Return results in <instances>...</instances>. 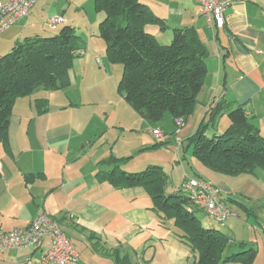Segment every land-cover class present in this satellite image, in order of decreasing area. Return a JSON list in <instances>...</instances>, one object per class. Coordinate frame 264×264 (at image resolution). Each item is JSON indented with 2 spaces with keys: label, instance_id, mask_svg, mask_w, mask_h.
<instances>
[{
  "label": "crops",
  "instance_id": "crops-1",
  "mask_svg": "<svg viewBox=\"0 0 264 264\" xmlns=\"http://www.w3.org/2000/svg\"><path fill=\"white\" fill-rule=\"evenodd\" d=\"M229 1L225 26L216 29L209 27L199 4L193 0H162L156 8L147 4L166 22L171 19L178 28L196 31L207 49V77L194 113L180 130L168 116L151 124L116 92L122 74L117 79L118 68L113 74L107 73L114 71L113 64L112 70L97 68L101 65L97 52L102 51V45L92 43L94 38L78 52L79 57H84L71 70L70 86L73 76L75 82L81 76L82 83H92L90 91L81 90L79 97H72L67 91L69 86L57 91L37 90L19 98L11 116L7 143L0 142V227L7 231L23 228L45 213L66 234L78 236L70 239L80 253L79 264H115L112 255L116 250L121 256H133L134 264H142V258L158 245L170 247L172 252L165 248L164 254L168 264H172L177 254L182 255L179 243H184L171 229L173 221L163 229L164 224L152 209L153 201L142 187L118 188L101 179L99 170L114 167L102 162L112 157L127 159L120 167L132 173L153 165L164 170L172 168L179 174L180 182L175 183L174 189L182 186L187 177L206 178L219 187L228 206L233 203L246 208L248 202L264 199L261 169L252 174L221 176L224 174L209 169L192 155L194 174L190 176L179 157L180 150L190 148L188 138L202 121L209 119L212 108L221 100L228 102L227 109L244 105L250 121L264 134V0ZM33 8L28 17L1 34L0 56L26 37L44 36L45 30L31 21ZM72 24L66 18L61 28ZM103 49L106 50L105 46ZM97 76L101 79L96 80ZM106 83L112 88L111 97L104 90ZM88 95L92 97L87 98ZM93 96L107 98L112 109L105 107L95 124L88 123L93 119L92 112L98 114L92 109ZM41 99L48 100L45 112L37 105ZM227 112L216 118L209 127V135L211 131L218 135L226 130L230 123ZM156 128L163 131V139L154 137L152 131ZM233 216L240 217L235 212ZM261 218L260 228L264 231V215ZM76 240L82 241L80 249ZM259 242L264 257V242L261 238ZM171 245L177 248L173 250ZM39 256V248L0 250V264H27Z\"/></svg>",
  "mask_w": 264,
  "mask_h": 264
},
{
  "label": "trees",
  "instance_id": "trees-1",
  "mask_svg": "<svg viewBox=\"0 0 264 264\" xmlns=\"http://www.w3.org/2000/svg\"><path fill=\"white\" fill-rule=\"evenodd\" d=\"M94 3L106 15L100 23L99 36L106 42L108 57L123 67L118 90L125 100L154 124L167 116L174 122L177 118L186 121L194 113L208 72L207 49L198 33L175 28L171 43L163 44L153 28L164 31L168 24L141 0ZM85 46L86 41L73 27L64 26L56 35L26 37L0 57V142L7 143L17 99L40 89L68 88L74 60ZM37 105L45 112L48 100H38ZM227 108L226 100L218 102L209 119L202 121L188 138L193 156L225 175L264 171V134L250 121L244 105ZM224 111H228V127L223 134L210 136L209 127ZM125 160L112 157L102 162L114 167L99 170L98 175L118 188L142 187L151 197L152 209L161 223L173 221L175 234L193 253L191 264H253L257 250L206 226L197 216V212L204 211L181 186L169 190V176L163 167L153 165L132 173L120 167ZM112 257L116 264H134L130 256H121L118 250Z\"/></svg>",
  "mask_w": 264,
  "mask_h": 264
},
{
  "label": "rangeland",
  "instance_id": "rangeland-1",
  "mask_svg": "<svg viewBox=\"0 0 264 264\" xmlns=\"http://www.w3.org/2000/svg\"><path fill=\"white\" fill-rule=\"evenodd\" d=\"M141 1L145 4L149 3L152 5V7L156 8L157 4L160 3L162 0H141ZM53 16H60L64 20L61 24H59L60 28L57 29L56 31L51 30V27H49L46 23L47 20ZM105 16L106 15L104 12L98 11L96 9L94 0H38L33 8L31 21L36 24L38 29L45 30L43 34L44 36H49L53 33L58 34L60 32L61 27L63 26V23L65 22V19L67 18L69 19L71 23H73L70 26L75 29V32L78 35H80L86 40L88 46L90 43V39L94 38L92 43L99 44V46L102 45L101 48L103 51L104 46L106 49V42L103 38L99 36V28H100V23L105 18ZM167 23H168V27L164 31L153 28V32L156 34L158 40L163 44L171 43L174 37L173 36L174 29L178 28L176 27L175 23L172 22L171 19H169ZM102 51L97 52L98 58L101 61L100 67L99 65H97V68L98 69L102 68L103 70L111 69L110 64H113L114 71L112 72L107 71V73L113 74L115 73V69L118 68L119 77L117 79H119L122 74V68H123L122 65L118 62L111 61L108 57L106 50H104V52ZM82 57H84V55L81 57L77 56L74 60V65H75V62L78 61ZM80 77L81 76H79V81L75 82V76H73L74 83L72 84V86H70L69 89L67 88L68 89L67 91L71 93L72 97H79L78 95L81 90H89V91L91 90L92 83L90 84L82 83L80 81ZM99 79H101V77L97 76L96 80H99ZM114 81L117 82L115 78H114ZM117 85H119L118 82H117ZM105 86L106 88H104V90H106V95L108 97H111V92H112L111 86L108 83H106ZM40 90H43V89H40ZM104 90L103 92H105ZM115 90L117 93H120L118 90V86L115 88ZM91 97L92 96L90 95L87 96V98H91ZM97 97L98 96H93V100H91V103L93 104L92 109L97 110L98 114L96 116L92 112L93 119H89L88 123L89 121H93L95 124L97 121H99V114L105 107L112 110L109 105V100L107 98L99 99ZM112 97L117 98V95H113ZM151 124H154V123H151ZM209 133H210V136H213L212 131ZM223 133L224 132H220V134H223ZM179 155H180L179 157L181 159L182 164L186 167L187 175H190V176L193 175L194 170L192 168L193 167L192 147H190L186 151L180 150ZM165 171L170 177L169 184H168L169 190H173L174 185H176L175 183L179 181V174L174 172V170L170 167L167 168V170ZM260 173L264 176V171L260 170ZM221 176H227V175L224 174ZM179 183L180 182H178L177 184ZM221 199L224 202L227 200L226 197H222ZM229 206L232 209L233 214L234 212L238 213L240 217L232 215V217H230V219L227 220L225 225L217 223L214 219H212L211 217H209L207 214H205L202 211L197 212V216L209 228H217L226 234L232 235L237 241H245L248 244L247 245L248 248L253 247L254 249L257 250V255L255 257L253 264H264V257L262 255L263 251L261 249V243L259 242L260 238L264 242V231L261 230L260 228L261 227L260 221H262L261 219H263L261 217L262 215H264V199H262L260 202H254V203L248 202L246 204V208L240 207L233 203H230ZM233 220H236V221H234V224H233L234 226H231L230 224H231V221ZM170 222L171 221L167 223H170ZM163 229H167L165 225ZM171 229L175 231L173 222H172ZM161 232H162L161 234L164 233L162 229H161ZM67 235L69 236V238L71 237V239H73L74 237L78 239V236L76 235L73 236L70 232H67ZM75 243L76 245L78 243V247L80 249L82 241L78 242L76 240ZM163 244H165V242ZM179 244L183 248L182 255L180 256L179 254H177L174 257V260L171 261L172 264H191L193 260V253L191 252L190 248L186 244L182 242H180ZM171 246L173 250L177 248L175 245H171ZM165 248H169L170 250V247H168V245H158V246H154L153 248H151L148 256L142 258V264H168L169 261H167V257L164 254ZM171 252L172 250H170V253ZM131 258H132V262L134 261L135 263L136 259H134L133 256H131ZM98 264H102V263H98Z\"/></svg>",
  "mask_w": 264,
  "mask_h": 264
},
{
  "label": "built area",
  "instance_id": "built-area-1",
  "mask_svg": "<svg viewBox=\"0 0 264 264\" xmlns=\"http://www.w3.org/2000/svg\"><path fill=\"white\" fill-rule=\"evenodd\" d=\"M38 0H0V36L22 18L31 14ZM200 6V13L212 29L223 28L226 23V10L229 0H193ZM60 16L47 20V25L55 29L63 22ZM100 63V59H98ZM177 130L185 121L175 120ZM157 140L163 139L161 129H153ZM182 146V142H179ZM182 190L192 201L217 223L225 225L233 211L221 200V191L212 181L199 177H187L182 183ZM39 248L38 260L30 259L27 264H79L80 253L58 222L42 213L23 228L4 230L0 227V250Z\"/></svg>",
  "mask_w": 264,
  "mask_h": 264
},
{
  "label": "water",
  "instance_id": "water-1",
  "mask_svg": "<svg viewBox=\"0 0 264 264\" xmlns=\"http://www.w3.org/2000/svg\"><path fill=\"white\" fill-rule=\"evenodd\" d=\"M185 143H186V145H187L188 142H185Z\"/></svg>",
  "mask_w": 264,
  "mask_h": 264
}]
</instances>
